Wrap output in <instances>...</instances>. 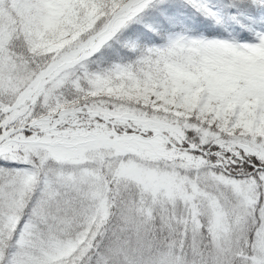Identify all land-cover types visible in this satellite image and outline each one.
<instances>
[{"label": "snow or ice", "instance_id": "snow-or-ice-1", "mask_svg": "<svg viewBox=\"0 0 264 264\" xmlns=\"http://www.w3.org/2000/svg\"><path fill=\"white\" fill-rule=\"evenodd\" d=\"M0 264H264V0H0Z\"/></svg>", "mask_w": 264, "mask_h": 264}]
</instances>
